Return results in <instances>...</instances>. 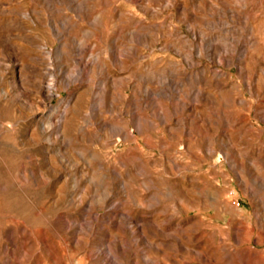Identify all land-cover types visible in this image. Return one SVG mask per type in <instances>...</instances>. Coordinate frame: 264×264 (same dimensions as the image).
<instances>
[{
  "label": "rangeland",
  "instance_id": "374dc122",
  "mask_svg": "<svg viewBox=\"0 0 264 264\" xmlns=\"http://www.w3.org/2000/svg\"><path fill=\"white\" fill-rule=\"evenodd\" d=\"M0 264H264V0H0Z\"/></svg>",
  "mask_w": 264,
  "mask_h": 264
}]
</instances>
